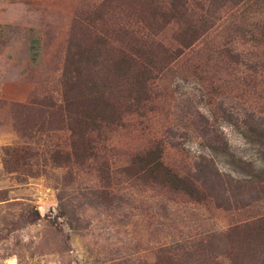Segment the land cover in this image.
Instances as JSON below:
<instances>
[{
  "label": "rangeland",
  "instance_id": "374dc122",
  "mask_svg": "<svg viewBox=\"0 0 264 264\" xmlns=\"http://www.w3.org/2000/svg\"><path fill=\"white\" fill-rule=\"evenodd\" d=\"M0 264H264V0H0Z\"/></svg>",
  "mask_w": 264,
  "mask_h": 264
},
{
  "label": "trees",
  "instance_id": "16d2710c",
  "mask_svg": "<svg viewBox=\"0 0 264 264\" xmlns=\"http://www.w3.org/2000/svg\"><path fill=\"white\" fill-rule=\"evenodd\" d=\"M159 166H161V165H159Z\"/></svg>",
  "mask_w": 264,
  "mask_h": 264
}]
</instances>
